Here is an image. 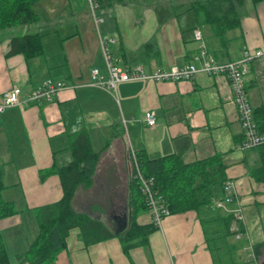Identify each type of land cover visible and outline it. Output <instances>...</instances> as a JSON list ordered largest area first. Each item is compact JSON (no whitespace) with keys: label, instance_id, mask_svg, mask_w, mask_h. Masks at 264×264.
Returning <instances> with one entry per match:
<instances>
[{"label":"crops","instance_id":"1","mask_svg":"<svg viewBox=\"0 0 264 264\" xmlns=\"http://www.w3.org/2000/svg\"><path fill=\"white\" fill-rule=\"evenodd\" d=\"M98 1L99 24L87 0H42L34 5L38 22L0 30V96L19 86L24 99L48 79L67 85L52 103L15 106L0 114L6 186L1 196L18 210L0 222L10 264H30L25 256L39 235L35 210L64 198L60 177L42 180L41 174L69 166L72 140L81 132L88 134L99 159L72 206L103 223L114 237L86 246L80 229H73L54 264H215L203 222L229 216L235 233L229 242L239 247L234 260L263 264L264 248L258 256L253 248L264 243V183L253 174L259 154L239 149L245 134L238 109L228 100L229 81L199 72L176 82L121 83L113 93L92 86L91 71L97 68L106 77L101 39L108 37L115 39L111 53L121 69L202 68L196 30L218 61L238 60L245 48L264 47V0H219L222 11L212 16L204 8L217 0ZM37 33L43 35V55L8 56L13 38ZM246 87L257 125L264 123V61L251 66ZM150 111L157 115L155 128L145 122ZM131 151L150 159L174 155L186 164L219 155L234 200L227 202L223 189L214 187L211 204L171 214L146 246L127 256L117 236L131 223L133 191L140 193L132 185ZM137 223L151 225L150 211H139Z\"/></svg>","mask_w":264,"mask_h":264},{"label":"trees","instance_id":"2","mask_svg":"<svg viewBox=\"0 0 264 264\" xmlns=\"http://www.w3.org/2000/svg\"><path fill=\"white\" fill-rule=\"evenodd\" d=\"M42 0H0V30L38 22L39 16L34 5ZM211 2L205 6L210 16L222 11V4ZM229 14V8L226 10ZM223 22V21H221ZM22 54L27 60L44 54L43 35L30 34L15 37L11 42L8 56ZM259 129L264 133V123L258 121ZM74 160L64 168H52L41 174L42 180L50 175H58L64 189V198L58 203L37 208L39 235L25 256L30 264H54L58 255L66 249L67 239L73 229H80L81 238L86 246L100 243L114 236L103 223L88 216L78 214L72 202L78 187L89 183L95 173L99 155L94 152L89 136L81 132L72 140ZM259 167L253 170L254 178L264 183V147L257 148ZM137 160L144 175L155 179L154 190L170 210L171 214L197 210L209 205L213 200L214 187L225 191L226 168L221 156L217 155L192 164H186L174 155L150 159L137 153ZM131 160V159H130ZM250 169V167H249ZM4 165L0 164V222L18 213L14 203L2 199L4 184ZM138 181L132 177V185L139 188ZM131 223L126 232L119 234L124 253L129 256L131 249L146 246L151 234L158 230L154 224L139 225L137 213L149 210L143 193H132ZM234 217H216L203 222L206 240L215 264H238L234 256L238 252L237 244L230 243L235 233L231 231ZM239 232H244L240 226ZM256 256L261 254L264 243L254 247ZM0 264H10L0 229Z\"/></svg>","mask_w":264,"mask_h":264},{"label":"built area","instance_id":"3","mask_svg":"<svg viewBox=\"0 0 264 264\" xmlns=\"http://www.w3.org/2000/svg\"><path fill=\"white\" fill-rule=\"evenodd\" d=\"M92 10L95 21L99 24L101 20H96V10L100 8L98 0H87ZM195 39L201 42L199 47V59L203 61L202 68L196 64L186 66H173L166 70H157L153 73H146L142 67L132 69H121L113 60L111 53V45L115 42L113 37L101 39V49L107 65V75L102 77L100 70L95 68L91 71L92 86H96L111 92H117L118 85L121 83L133 81H152V82H176L181 80H190L197 73L205 72L211 76L225 77L231 87V93L228 100L234 104L239 112L240 124L245 134V140L241 144V150H253L264 147V134L260 132L253 107L249 101V94L246 87V78L250 73L251 66L259 61H264V47L250 50L245 48L241 58L235 61L220 62L216 57L210 54L209 49L203 41V36L199 30L194 32ZM198 58V57H197ZM65 82L48 79L42 86L29 92L26 98H22V89L19 86L13 87L11 90L0 96V114L7 109L15 106H29L31 104L52 103L57 94L66 89ZM145 122L150 128L157 125V115L150 111L145 114ZM131 168L135 172L134 178L138 181L140 190L149 206L152 216V224L160 228L165 218L171 215L165 202L157 196L154 190L155 179L148 178L144 175L137 160L136 153L131 151ZM225 193L227 202H233V185L226 183Z\"/></svg>","mask_w":264,"mask_h":264},{"label":"rangeland","instance_id":"4","mask_svg":"<svg viewBox=\"0 0 264 264\" xmlns=\"http://www.w3.org/2000/svg\"><path fill=\"white\" fill-rule=\"evenodd\" d=\"M87 2H88V1H87ZM98 9H99V8H98ZM98 9H97V10H98ZM97 10H96V11H97ZM135 175H136V174H135V172L133 171V177H134ZM136 182H137V181H136ZM138 185H139V184H138ZM136 190H137V188H136ZM139 190H140V186H139ZM137 191H138V190H137ZM139 192H140V191H139ZM237 238L240 239L241 237H237ZM263 264H264V263H263Z\"/></svg>","mask_w":264,"mask_h":264},{"label":"water","instance_id":"5","mask_svg":"<svg viewBox=\"0 0 264 264\" xmlns=\"http://www.w3.org/2000/svg\"><path fill=\"white\" fill-rule=\"evenodd\" d=\"M129 220H131V216H129ZM124 232H126V230L121 231V233H124Z\"/></svg>","mask_w":264,"mask_h":264}]
</instances>
